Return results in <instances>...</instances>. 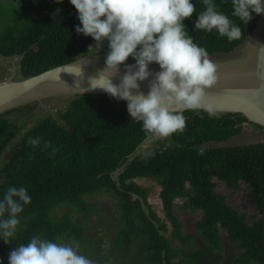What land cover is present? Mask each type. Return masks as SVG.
<instances>
[{"label":"trees","instance_id":"trees-1","mask_svg":"<svg viewBox=\"0 0 264 264\" xmlns=\"http://www.w3.org/2000/svg\"><path fill=\"white\" fill-rule=\"evenodd\" d=\"M215 2L218 11L241 27L242 35L229 41L215 31L195 30L197 13L204 10L197 4V13L184 24L208 55L229 53L244 44L258 17L253 13L243 24L231 15V0ZM6 4L15 13L0 15V57L20 60L15 68L18 81L97 53L96 42L76 32L80 22L69 0L62 4L8 0ZM61 105L34 125L19 126L9 116L33 113L38 103L0 115V197L10 185L26 187L32 197L14 241L5 244L0 239L3 264H8L17 244L28 243L34 235L57 243L68 239L79 245L82 255L96 253L91 260L103 264L101 239L86 230L88 219L100 208L94 198L100 196L115 202L118 220L110 243L120 264H264V143L227 145L241 135L248 122L244 116L209 118L207 113L186 111L184 131L161 141L132 120L127 103L110 96H74ZM30 137H40V146L29 145ZM149 138L156 141L145 148ZM45 141L56 149L54 155L51 147L44 149ZM138 180L160 187L164 220L148 202L151 190ZM220 182L234 192L241 183L246 185L247 201L257 214L253 223L216 192L215 183ZM60 209L65 211L62 218L57 217ZM180 210L194 220L192 234L187 233ZM135 246L139 258L133 261ZM228 247L234 257L219 263Z\"/></svg>","mask_w":264,"mask_h":264},{"label":"clouds","instance_id":"clouds-1","mask_svg":"<svg viewBox=\"0 0 264 264\" xmlns=\"http://www.w3.org/2000/svg\"><path fill=\"white\" fill-rule=\"evenodd\" d=\"M64 0H56L62 4ZM77 10L80 24L76 32L91 37L97 47L107 41L108 52L105 67L89 78L84 91L102 90L117 101H127V111L141 123L143 130L164 141L176 132L184 131L186 117L178 107L193 112L207 113L209 118L217 115L207 93L218 82L217 64L225 65L240 60L242 45L254 28L260 14H264V0H231V15L247 24L253 20L248 39L229 53L213 54L217 62L209 58L207 50L194 42L186 31L184 21L197 13L196 5L204 10L197 13L195 30L237 40L242 30L228 15L218 11L215 0H69ZM129 57L135 62L126 63ZM15 61V60H14ZM20 60L16 61L17 64ZM159 71L150 70L151 64ZM124 72L121 75V66ZM82 68L75 73L81 74ZM151 78V79H150ZM119 79V83H114ZM14 80V79H13ZM148 81L149 90H141V82ZM254 123L247 122L243 131ZM156 141L149 138L146 143ZM28 144L39 147L41 138H29ZM231 145V144H230ZM228 145V146H230ZM237 146V145H231ZM240 146V145H238ZM56 149L50 141L44 149ZM147 181V180H142ZM241 186L245 184L241 183ZM32 197L24 186H8L0 197V239L5 244L14 241L21 225V214L30 205ZM164 215V214H163ZM10 251L8 264H93L79 252L78 244L57 243L34 235L28 243H19ZM0 264L3 260L0 259Z\"/></svg>","mask_w":264,"mask_h":264},{"label":"water","instance_id":"water-1","mask_svg":"<svg viewBox=\"0 0 264 264\" xmlns=\"http://www.w3.org/2000/svg\"><path fill=\"white\" fill-rule=\"evenodd\" d=\"M105 58H79L26 80L14 81L9 78L0 82V115L48 99L107 95L102 90L85 92L82 89L88 88L89 78L105 67ZM132 60L129 58L126 63H133ZM80 68L79 76L72 73ZM217 69L218 82L207 93V99L213 104L216 113L241 114L248 122L264 129V14H260L255 22L243 57L230 64H217ZM150 70L159 71V66H150ZM123 72L122 65L121 75ZM114 83H119V79H115ZM141 90L147 94L148 81L141 82ZM177 111L183 113L187 110L178 107Z\"/></svg>","mask_w":264,"mask_h":264},{"label":"rangeland","instance_id":"rangeland-1","mask_svg":"<svg viewBox=\"0 0 264 264\" xmlns=\"http://www.w3.org/2000/svg\"><path fill=\"white\" fill-rule=\"evenodd\" d=\"M8 0H0V15H8V16H13L15 13L14 7L6 4ZM245 44L240 47L238 50V55H242V51L245 49ZM98 51L95 55L91 56L95 58L96 56H103L105 57L108 52V46L107 42L105 41L102 47H97ZM212 55H209V58L217 62L219 59L217 57H211ZM18 60L15 61H6L2 57H0V80H8L9 78H13L14 80L18 81L19 76L16 74V64ZM134 63L135 61L132 60ZM158 66L156 64H151L150 66ZM69 98H54V99H48L44 100L42 102H38V109H36L33 113H30L28 115L24 113H14L9 116V120L11 122H14L18 124L19 126L22 125H34L38 119L40 120L44 115H48L51 113L52 110L58 105L61 107L63 103L68 101ZM245 127V125H244ZM248 131H244L241 133V135L236 136L233 138L229 143L231 145H247L249 143H254V142H261L264 143V132H262L261 137H255L257 134V131L250 127L247 128ZM155 141L148 142L145 145V148H148L149 146L152 148V145L154 144ZM5 157H8V154L5 155ZM139 185L144 186L145 188H148L151 190L148 202L152 207V210L155 212L156 216L160 218L161 220H164V215L162 212V206L161 202L159 200V192H160V187L155 183L150 180L147 181H142L138 180L136 182ZM216 184V192L219 193L220 195H223L226 197V201L228 204H230L232 207L240 211L242 214H245L248 222L253 223L254 220L257 218V214L255 212V209L249 204L247 201V192L245 186H241L240 190L238 192H234L229 190L222 182L220 183H215ZM95 203L100 206V208H97V213L92 214L91 217L88 219L87 225H86V230L87 233H98L99 238L101 239L100 244L102 246V255L104 256L105 260L103 261V264H120L116 260L119 259L117 257V253L112 254V243H110L111 238L113 237V233L111 229L114 227L115 223H117L118 217L116 214V208L115 202H112L107 198V196H100V197H95ZM64 209V208H63ZM63 209H60L58 211L57 217H63L65 214V211ZM75 220L78 219L80 222H84V219L78 218L77 215H74ZM179 217L181 220L184 221V224L186 226V231L189 234H192L193 231H191V228L194 224V220H191L190 217L183 211H179ZM194 219V217H193ZM59 243H64V244H74V242H70L68 239H61ZM138 247L135 246L134 249L131 252V258L133 261L137 260L139 258L138 255ZM136 249V250H135ZM186 252H189L190 250L188 248L185 249ZM111 252V254H110ZM119 253V252H118ZM97 254L93 253V256H88V258H95ZM108 255V256H107ZM233 251L228 247L225 251L224 256H220L218 260L219 263L223 262V260H226L227 258H233L234 256ZM216 257L213 255V258ZM207 263L212 262V258H204ZM216 260H214L215 263ZM227 261V260H226ZM93 264H97L95 261H93ZM221 264H224L221 263Z\"/></svg>","mask_w":264,"mask_h":264},{"label":"flooded vegetation","instance_id":"flooded-vegetation-1","mask_svg":"<svg viewBox=\"0 0 264 264\" xmlns=\"http://www.w3.org/2000/svg\"><path fill=\"white\" fill-rule=\"evenodd\" d=\"M249 126H251L252 128H254L256 131H257V134H256V136L255 137H261L262 136V132H264V130L262 131L259 127H257V126H255V125H250V124H248ZM232 140V139H231ZM230 140V141H231ZM229 141V142H230ZM228 145H230V143H228Z\"/></svg>","mask_w":264,"mask_h":264}]
</instances>
